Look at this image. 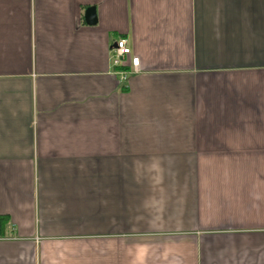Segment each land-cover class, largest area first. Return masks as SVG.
Segmentation results:
<instances>
[{
	"label": "crops",
	"instance_id": "obj_1",
	"mask_svg": "<svg viewBox=\"0 0 264 264\" xmlns=\"http://www.w3.org/2000/svg\"><path fill=\"white\" fill-rule=\"evenodd\" d=\"M0 264H264V0H0Z\"/></svg>",
	"mask_w": 264,
	"mask_h": 264
},
{
	"label": "built area",
	"instance_id": "obj_2",
	"mask_svg": "<svg viewBox=\"0 0 264 264\" xmlns=\"http://www.w3.org/2000/svg\"><path fill=\"white\" fill-rule=\"evenodd\" d=\"M111 53V65L118 70L116 74L120 80L126 82L131 74L137 72L139 57L133 54L124 39L116 41Z\"/></svg>",
	"mask_w": 264,
	"mask_h": 264
},
{
	"label": "water",
	"instance_id": "obj_3",
	"mask_svg": "<svg viewBox=\"0 0 264 264\" xmlns=\"http://www.w3.org/2000/svg\"><path fill=\"white\" fill-rule=\"evenodd\" d=\"M84 23L87 26H95L97 24V17H96V12H95V8L91 7V8H87L84 12Z\"/></svg>",
	"mask_w": 264,
	"mask_h": 264
}]
</instances>
